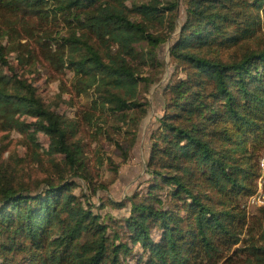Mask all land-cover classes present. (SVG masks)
Masks as SVG:
<instances>
[{
    "label": "trees",
    "instance_id": "16d2710c",
    "mask_svg": "<svg viewBox=\"0 0 264 264\" xmlns=\"http://www.w3.org/2000/svg\"><path fill=\"white\" fill-rule=\"evenodd\" d=\"M128 1L0 0V10L17 19L13 34L34 40L41 56L87 79L107 111L135 113L142 120L146 104L139 85L152 78L139 69L147 61L160 65L156 49L162 38L150 30L176 12L179 2L147 0L132 8ZM187 3V17L170 49L186 76L164 104L146 196L133 200L130 215L115 227L93 210L89 196L74 192L73 182H48L32 191L3 183L0 174V264H131L133 256L137 264H217L240 242L242 231L253 235L254 216L238 197L256 193L264 151L260 1ZM61 23L68 35L53 52L50 42ZM3 34L0 30L2 123L21 133H46L52 151L79 170L78 146L71 143L65 118L46 106L31 83L6 73L15 69ZM143 43L147 53L139 48ZM25 115L35 120L18 117ZM30 139L35 142L34 135ZM154 229L161 231L159 240ZM251 247L264 262V228Z\"/></svg>",
    "mask_w": 264,
    "mask_h": 264
},
{
    "label": "rangeland",
    "instance_id": "374dc122",
    "mask_svg": "<svg viewBox=\"0 0 264 264\" xmlns=\"http://www.w3.org/2000/svg\"><path fill=\"white\" fill-rule=\"evenodd\" d=\"M145 1L129 0L128 5L134 8ZM169 1L161 2L166 5ZM259 1L257 35L264 38V0ZM178 2L176 12L168 14L165 21L150 30L151 34L162 38L156 49L160 65L147 61L139 69L141 76L152 78L150 83L141 81L139 85V98L146 104L142 120L135 113L115 116L107 111L96 102L94 87L87 88V79L78 77L61 62L41 56L34 40L13 34L10 27L12 24L16 26L17 19L6 10H0V30L5 35L1 40L11 48L8 60L15 69V72L6 73L31 83L46 106L65 118L71 127V143L77 144L81 161L79 170H72L62 154L52 151L46 133L36 129L24 133L6 129L0 117V174L3 183L37 191L48 182H73L76 184L74 192L78 196H89L94 204L93 210L111 226L118 227L123 223L130 215L133 200L146 196L154 169L148 164L155 144L161 141L159 128L160 119L165 114L164 104L171 97L172 86L186 76L170 54L187 17L188 0ZM134 19H138L136 14ZM67 28L61 23L50 42L53 52L58 40L68 35ZM257 38L252 41H258ZM139 48L147 53L149 45L143 43ZM18 117L35 120L26 115ZM31 135L35 137L34 143ZM238 198L242 200L245 212L254 216L249 222L253 235L242 231L240 242L227 249L217 264H264L258 260L261 255L251 247L252 242L259 240L264 228V208L249 205L248 197ZM160 234V230H153L155 240H159ZM137 260L136 256L130 257L131 264H137Z\"/></svg>",
    "mask_w": 264,
    "mask_h": 264
},
{
    "label": "built area",
    "instance_id": "2783aa9c",
    "mask_svg": "<svg viewBox=\"0 0 264 264\" xmlns=\"http://www.w3.org/2000/svg\"><path fill=\"white\" fill-rule=\"evenodd\" d=\"M259 176L257 179V191L248 198L249 205H255L259 208H264V151L262 152L259 161Z\"/></svg>",
    "mask_w": 264,
    "mask_h": 264
}]
</instances>
